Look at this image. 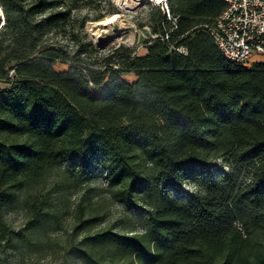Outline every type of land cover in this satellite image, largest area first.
<instances>
[{
	"label": "trees",
	"instance_id": "1",
	"mask_svg": "<svg viewBox=\"0 0 264 264\" xmlns=\"http://www.w3.org/2000/svg\"><path fill=\"white\" fill-rule=\"evenodd\" d=\"M91 4L0 0V242L13 245L2 214L18 191L53 169L88 181L94 164L115 198L147 208L135 233H89L93 219L78 218L81 264H264V62L242 66L218 50L205 25L222 0H168V39L95 59L76 13ZM153 10L161 33L169 22ZM49 214L34 203L29 224Z\"/></svg>",
	"mask_w": 264,
	"mask_h": 264
},
{
	"label": "rangeland",
	"instance_id": "2",
	"mask_svg": "<svg viewBox=\"0 0 264 264\" xmlns=\"http://www.w3.org/2000/svg\"><path fill=\"white\" fill-rule=\"evenodd\" d=\"M128 1L130 8L121 9L114 0H92L91 5H85L76 12L79 17H87L84 31L97 49L92 54L93 58L108 55L118 45L134 47L136 54L145 53L144 42L154 34L150 19L155 5L142 1L134 6L132 0ZM111 5L114 11L108 10ZM99 13L103 15L101 18H97ZM115 14L118 17L106 21ZM112 22L117 24V31L112 29ZM2 23L0 7V27ZM57 39L61 41L62 36H57ZM251 61H264V55H254ZM66 68V63L55 64L56 70ZM122 77L127 81L135 79L131 72ZM0 86L5 87L6 84L0 83ZM90 169L94 171L92 178L82 183L74 184L65 178L61 169H53L45 175L43 181L18 191L2 214L14 242L13 245L0 242V264H81L72 250L73 244L81 238L78 235L81 230H73L78 218L93 219L86 231L89 233L104 229L135 233L143 229L139 214L144 213L147 206L142 203L129 205L115 198L114 189L107 185L105 171L95 169L94 164H91ZM181 183L180 188H191L187 178ZM169 194L180 196L176 189H171ZM42 202L50 206L48 220L43 226L32 228L29 223L33 204ZM16 238L28 240L15 242Z\"/></svg>",
	"mask_w": 264,
	"mask_h": 264
},
{
	"label": "built area",
	"instance_id": "3",
	"mask_svg": "<svg viewBox=\"0 0 264 264\" xmlns=\"http://www.w3.org/2000/svg\"><path fill=\"white\" fill-rule=\"evenodd\" d=\"M222 1L223 10L211 24L205 25V30L226 59L248 67L254 55H264V0ZM146 2L158 6L169 22V27H163V32L152 37L168 39L177 22V16L169 10L168 0ZM176 50L186 53L184 46Z\"/></svg>",
	"mask_w": 264,
	"mask_h": 264
},
{
	"label": "bare ground",
	"instance_id": "4",
	"mask_svg": "<svg viewBox=\"0 0 264 264\" xmlns=\"http://www.w3.org/2000/svg\"><path fill=\"white\" fill-rule=\"evenodd\" d=\"M115 3L118 5L119 8L125 9V8H130L129 1L128 0H114ZM146 0H132V4L135 6L137 5L138 2H142ZM154 3L158 2L159 0H153ZM132 7V6H131ZM118 15H113L112 17L106 19L107 22L114 20ZM105 22V21H104Z\"/></svg>",
	"mask_w": 264,
	"mask_h": 264
},
{
	"label": "water",
	"instance_id": "5",
	"mask_svg": "<svg viewBox=\"0 0 264 264\" xmlns=\"http://www.w3.org/2000/svg\"><path fill=\"white\" fill-rule=\"evenodd\" d=\"M112 29L114 31H117L118 30L117 24L115 22H112Z\"/></svg>",
	"mask_w": 264,
	"mask_h": 264
},
{
	"label": "crops",
	"instance_id": "6",
	"mask_svg": "<svg viewBox=\"0 0 264 264\" xmlns=\"http://www.w3.org/2000/svg\"><path fill=\"white\" fill-rule=\"evenodd\" d=\"M255 62V61H254ZM253 63V62H252Z\"/></svg>",
	"mask_w": 264,
	"mask_h": 264
}]
</instances>
